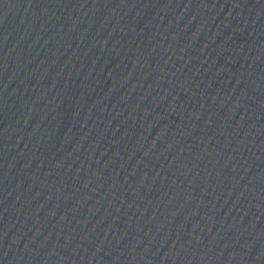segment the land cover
I'll use <instances>...</instances> for the list:
<instances>
[{
	"label": "water",
	"instance_id": "water-1",
	"mask_svg": "<svg viewBox=\"0 0 264 264\" xmlns=\"http://www.w3.org/2000/svg\"><path fill=\"white\" fill-rule=\"evenodd\" d=\"M0 264H264V0H0Z\"/></svg>",
	"mask_w": 264,
	"mask_h": 264
}]
</instances>
